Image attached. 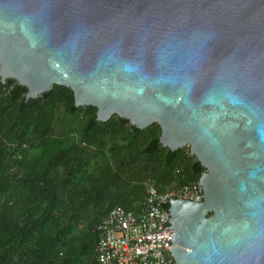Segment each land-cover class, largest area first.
<instances>
[{
    "label": "water",
    "instance_id": "1",
    "mask_svg": "<svg viewBox=\"0 0 264 264\" xmlns=\"http://www.w3.org/2000/svg\"><path fill=\"white\" fill-rule=\"evenodd\" d=\"M0 78L158 123L205 169L160 203L175 263L264 264V0H0Z\"/></svg>",
    "mask_w": 264,
    "mask_h": 264
},
{
    "label": "trees",
    "instance_id": "2",
    "mask_svg": "<svg viewBox=\"0 0 264 264\" xmlns=\"http://www.w3.org/2000/svg\"><path fill=\"white\" fill-rule=\"evenodd\" d=\"M26 92L0 78V264H96L95 225L111 207L138 212L146 179L166 191L205 170L189 145L162 146L156 122L99 121L60 84Z\"/></svg>",
    "mask_w": 264,
    "mask_h": 264
},
{
    "label": "built area",
    "instance_id": "3",
    "mask_svg": "<svg viewBox=\"0 0 264 264\" xmlns=\"http://www.w3.org/2000/svg\"><path fill=\"white\" fill-rule=\"evenodd\" d=\"M144 184L146 195L138 212L115 205L96 223V264H176L166 242L173 229L161 226L167 213L160 203L174 198L200 201L199 180L166 191L150 178Z\"/></svg>",
    "mask_w": 264,
    "mask_h": 264
},
{
    "label": "flooded vegetation",
    "instance_id": "4",
    "mask_svg": "<svg viewBox=\"0 0 264 264\" xmlns=\"http://www.w3.org/2000/svg\"><path fill=\"white\" fill-rule=\"evenodd\" d=\"M211 214V213H210ZM210 214H208V215H210Z\"/></svg>",
    "mask_w": 264,
    "mask_h": 264
}]
</instances>
